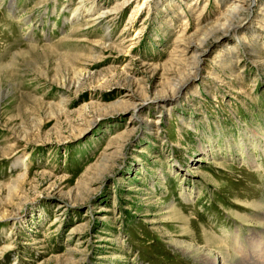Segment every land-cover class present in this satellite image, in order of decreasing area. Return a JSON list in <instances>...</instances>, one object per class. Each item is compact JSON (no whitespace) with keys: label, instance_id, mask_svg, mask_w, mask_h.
I'll use <instances>...</instances> for the list:
<instances>
[{"label":"rangeland","instance_id":"1","mask_svg":"<svg viewBox=\"0 0 264 264\" xmlns=\"http://www.w3.org/2000/svg\"><path fill=\"white\" fill-rule=\"evenodd\" d=\"M226 4L0 0V264H204L180 212L264 264V0Z\"/></svg>","mask_w":264,"mask_h":264},{"label":"bare ground","instance_id":"2","mask_svg":"<svg viewBox=\"0 0 264 264\" xmlns=\"http://www.w3.org/2000/svg\"><path fill=\"white\" fill-rule=\"evenodd\" d=\"M224 3H227V8L225 10V18H226V21L225 22H216V23H213L210 25L209 29H214L217 31H222V32H227L228 31V28L230 27L231 25V19L236 15L238 14L239 12H241L242 10L245 9V7L243 6V2L244 0H222ZM119 3L116 4V7H118ZM143 5V4H142ZM141 5V6H142ZM95 6H92L91 8H88L86 11H83L86 13V21L88 22H91L92 20H94L95 18L97 19V17L103 13V12H107V11H110L112 9H106V10H102L101 12H99V14H94V13H91V10H93ZM103 7V6H102ZM226 7V6H224ZM105 8V7H104ZM76 11V10H75ZM81 12V11H80ZM79 13V10H77L75 13L72 14L71 17L69 18H66L67 21H71L75 18H77V15ZM200 18V17H199ZM201 24V23H200ZM206 24V23H205ZM209 26V25H208ZM207 27V26H206ZM221 32V33H222ZM222 33V34H224ZM221 34V35H222ZM187 36V35H186ZM185 36V37H186ZM137 37V34L134 35V37H132L133 39H135ZM193 38V37H192ZM200 40V39H199ZM182 41V40H181ZM186 42V41H185ZM194 43V42H192ZM194 46V47H193ZM176 49H178L176 47ZM182 54L181 55H178V61H181L179 59H181L183 56L182 55H185V57L182 59L184 60V63L189 65V62H188V57H187V53L189 52H192L195 56V53H196V50H197V44L193 45L191 44L190 42L187 44V46H184V48H182ZM179 52V51H178ZM175 84V83H174ZM171 86V85H170ZM173 87V85H172ZM128 99H133V97H130L128 96V94L125 92L124 94ZM130 95V94H129ZM132 108L133 111H136L138 109V101L137 100H133V102H131V104H126L125 105V108ZM262 138H264L262 136V134H260ZM259 137V136H258ZM261 141V140H260ZM262 147V146H261ZM260 147V148H261ZM262 151L264 152V148H261ZM254 159V158H253ZM254 164H259L262 166L261 163L257 162V160H254L253 161ZM8 202H11V201H8ZM7 202H5L6 204ZM247 205H249L251 208H255V210H259L261 209L260 211L262 212L263 216H264V206L262 205H258V206H254V204H250L249 202H245ZM10 212L9 210L6 208V206H3L1 207L0 206V217L3 218L5 217L6 218V215H9ZM180 216V220L183 221L182 223V228L184 229V231H188L190 234H187L189 235V237H182V238H176L175 239V244L178 246V250H180L183 254L189 256V257H192L194 258L195 260H199L201 262H203L204 264H243V263H240V262H237L235 260H232V258L230 259L226 254L228 253L227 251H225L223 249L222 246H217L215 245L214 242H212L207 236H209L206 231H204L205 233V236L206 238H204V240L202 242H197V240H195V238L193 237V234H191V230H192V224L191 222L189 221V217L186 216V214H183L182 212H180V214L178 215ZM4 218V219H5ZM178 218V217H177ZM264 221V220H263ZM262 221V223H263ZM259 223L262 230L264 229V223ZM239 232V231H238ZM232 234V233H231ZM254 234V233H252ZM184 235V234H183ZM187 235V236H188ZM191 237L193 239H191ZM210 237V236H209ZM239 237V236H238ZM212 238V237H210ZM262 244V243H261ZM234 259V258H233Z\"/></svg>","mask_w":264,"mask_h":264}]
</instances>
